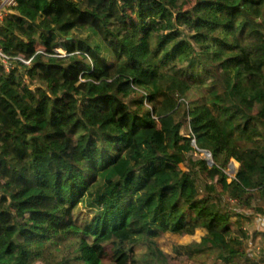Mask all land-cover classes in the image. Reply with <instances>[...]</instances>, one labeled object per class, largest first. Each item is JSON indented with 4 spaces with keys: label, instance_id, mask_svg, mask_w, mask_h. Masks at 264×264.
<instances>
[{
    "label": "trees",
    "instance_id": "obj_1",
    "mask_svg": "<svg viewBox=\"0 0 264 264\" xmlns=\"http://www.w3.org/2000/svg\"><path fill=\"white\" fill-rule=\"evenodd\" d=\"M187 5L4 10L0 48L29 64H0V264H233L252 209L264 236V0Z\"/></svg>",
    "mask_w": 264,
    "mask_h": 264
},
{
    "label": "rangeland",
    "instance_id": "obj_2",
    "mask_svg": "<svg viewBox=\"0 0 264 264\" xmlns=\"http://www.w3.org/2000/svg\"><path fill=\"white\" fill-rule=\"evenodd\" d=\"M189 1V5L185 6L184 9L188 8V6H192L194 4H196V2L198 0H188ZM157 30L158 32V39L162 40L164 39L165 35L167 34V32H169L171 29L168 26H165L163 23H161V21H156L153 25H152V30ZM188 30V29H186ZM59 54L62 53V51L58 50L57 51ZM189 98L191 101L193 102H198L200 97H198L197 94L195 93H190L189 94ZM155 125L157 127H159L158 123H155ZM195 156V155H193ZM201 156L203 158H205L204 153H201ZM238 169V164L235 163L234 161H231L230 164L228 165L227 169L225 170V172L228 174V176H232L233 174L236 173ZM206 183V181L204 182V180H202V182L197 183L196 184V190L202 194L204 192L203 190V186ZM225 200V202H227V198H223ZM230 202L232 203L233 206H235V203L232 202L230 200ZM256 208L257 209H262V211L264 212V204L262 201L257 200L256 201ZM255 212L252 210H244V216L245 217V222L244 226H245V230L247 233V239L245 240V245H244V254L242 256H238L233 264H264V236L262 235V233H257L258 232V225L259 222L257 219H255V216L252 218L251 216L254 214ZM91 216V211L90 210H85V214L83 215V217H90ZM248 216H250L248 218ZM255 226V227H254ZM249 227L251 228H255L253 231L251 230L250 233L247 232V228L249 229ZM207 254L208 255V259H207V263L206 264H220L219 262L216 263V257L218 255V251L217 250H211V251H203L201 252V254ZM30 264H32V262H30ZM100 264H110V261L106 258H103ZM174 264H198L196 263H192L189 260L186 259H178L174 262Z\"/></svg>",
    "mask_w": 264,
    "mask_h": 264
},
{
    "label": "built area",
    "instance_id": "obj_3",
    "mask_svg": "<svg viewBox=\"0 0 264 264\" xmlns=\"http://www.w3.org/2000/svg\"><path fill=\"white\" fill-rule=\"evenodd\" d=\"M14 5V0H0V22L3 21L4 17L6 16L5 9L9 6ZM38 53L43 54L42 51H39ZM56 53H58L56 51ZM59 54V53H58ZM61 56H66L63 52L61 53ZM16 60L22 61L24 64H29V61L22 60L21 58H14L6 55L3 50L0 48V64L3 68V70L8 73L13 68V62ZM264 215V212H263Z\"/></svg>",
    "mask_w": 264,
    "mask_h": 264
},
{
    "label": "water",
    "instance_id": "obj_4",
    "mask_svg": "<svg viewBox=\"0 0 264 264\" xmlns=\"http://www.w3.org/2000/svg\"><path fill=\"white\" fill-rule=\"evenodd\" d=\"M192 144L194 145V141L192 142ZM202 153H204V155H205V160L208 162V164L210 165V164H212V160H211V155H210V153H208L207 151H201Z\"/></svg>",
    "mask_w": 264,
    "mask_h": 264
}]
</instances>
